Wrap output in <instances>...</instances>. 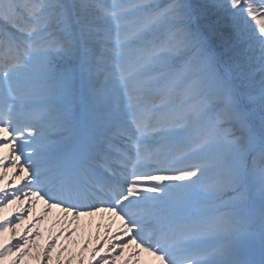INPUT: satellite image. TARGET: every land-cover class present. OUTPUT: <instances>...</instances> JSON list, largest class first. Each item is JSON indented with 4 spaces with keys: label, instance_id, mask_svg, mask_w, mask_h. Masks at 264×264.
I'll list each match as a JSON object with an SVG mask.
<instances>
[{
    "label": "snow or ice",
    "instance_id": "6c2138e0",
    "mask_svg": "<svg viewBox=\"0 0 264 264\" xmlns=\"http://www.w3.org/2000/svg\"><path fill=\"white\" fill-rule=\"evenodd\" d=\"M25 203L0 264H264V0H0V213Z\"/></svg>",
    "mask_w": 264,
    "mask_h": 264
},
{
    "label": "bare ground",
    "instance_id": "6f19581e",
    "mask_svg": "<svg viewBox=\"0 0 264 264\" xmlns=\"http://www.w3.org/2000/svg\"><path fill=\"white\" fill-rule=\"evenodd\" d=\"M12 174L9 173V176H11ZM17 182V185L20 184V181H16ZM28 205L25 203L23 206H18L16 205V207L11 208L9 207L8 209H6L3 213H0V219H5L6 216L10 213H15V215L19 214L20 212L23 211L24 208H27ZM43 208V205H38L37 206V209H36V213L35 215L39 214L40 210ZM55 213L53 214V216L49 217L48 219H46L44 221L43 224H40L38 225V228H39V231L41 232L42 236H41V239L37 240L36 243L43 246L48 240H49V237L50 236H54L58 231L59 229L56 228V229H50V225H52V222H53V219L55 218ZM37 216H30L28 220H26L24 222L23 225H21L20 228L16 229V236L13 237L12 235V232L9 231V232H6L5 233V236H4V240L7 242V241H12L14 242L15 240H18L20 238V235L24 233V231L26 230V228H28L29 226H31V221L35 220ZM93 229V227L91 228ZM103 234H101L102 236ZM87 237V234H84V232L80 235H78L76 237V239L80 240L81 241V244L83 243V241L86 239ZM103 237V236H102ZM60 243H65V241H61ZM93 246H95V242L93 244ZM79 251V248H73L72 249V252L73 254H75L76 252ZM89 254L90 252L88 253H84V259H85V264L87 263L88 261V257H89ZM32 255H35V253H33ZM67 258V254L65 255V257H61V260ZM55 260H56V253L54 252L53 253V261H54V264H55ZM23 264H37V261L31 259V257H26Z\"/></svg>",
    "mask_w": 264,
    "mask_h": 264
},
{
    "label": "rangeland",
    "instance_id": "374dc122",
    "mask_svg": "<svg viewBox=\"0 0 264 264\" xmlns=\"http://www.w3.org/2000/svg\"><path fill=\"white\" fill-rule=\"evenodd\" d=\"M84 234H87V237H86V239L89 237V234H88V232L87 231H84ZM85 239V240H86ZM94 240V239H93ZM89 256H90V254H89ZM66 259V258H65ZM87 264V263H86Z\"/></svg>",
    "mask_w": 264,
    "mask_h": 264
}]
</instances>
